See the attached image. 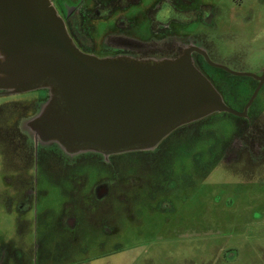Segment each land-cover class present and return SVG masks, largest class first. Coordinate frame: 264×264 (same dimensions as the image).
Segmentation results:
<instances>
[{
  "label": "rangeland",
  "instance_id": "374dc122",
  "mask_svg": "<svg viewBox=\"0 0 264 264\" xmlns=\"http://www.w3.org/2000/svg\"><path fill=\"white\" fill-rule=\"evenodd\" d=\"M50 1L77 46L68 27L107 0ZM159 1L139 0L107 18L82 21L90 54L138 59L136 51H144L151 59L154 50L177 56L195 46L233 72L257 75L264 68V0H172L177 9L200 11L199 20L171 23L163 37L150 33L146 16ZM207 70L212 84L217 71ZM252 90L244 83L231 95L243 103ZM39 96L0 99V264H264V153L254 134L264 137V86L250 109L256 118L248 129L255 135L250 155L246 135H233L231 118L222 116L221 126L207 130L215 136L211 144L217 137L230 143L221 159L208 157L206 144L182 142L169 170L167 160L149 166L137 154H69L43 142L31 123L47 103ZM149 184L150 198L169 209L143 195ZM101 185L108 191L100 192L97 206L108 213L97 216L89 202ZM72 217L75 225H65Z\"/></svg>",
  "mask_w": 264,
  "mask_h": 264
},
{
  "label": "water",
  "instance_id": "95a60500",
  "mask_svg": "<svg viewBox=\"0 0 264 264\" xmlns=\"http://www.w3.org/2000/svg\"><path fill=\"white\" fill-rule=\"evenodd\" d=\"M259 81L242 112L231 109L193 63ZM189 46L174 58L97 57L81 51L50 0H0V89L46 90L31 123L38 138L66 153L104 156L154 150L175 129L209 115L245 118L263 83Z\"/></svg>",
  "mask_w": 264,
  "mask_h": 264
},
{
  "label": "trees",
  "instance_id": "16d2710c",
  "mask_svg": "<svg viewBox=\"0 0 264 264\" xmlns=\"http://www.w3.org/2000/svg\"><path fill=\"white\" fill-rule=\"evenodd\" d=\"M139 0H107V1H101L99 4H97L90 13L88 14H79L77 21L73 22L71 25V32L79 45L81 51L90 54L91 52L87 49V45L89 43V40L87 38V32L85 28H83V22L84 20H88L90 18H97V19H104L109 17L114 11L116 10H124L131 6L132 4H138ZM92 13V14H91ZM100 13H104L101 16L99 15ZM199 14L200 11L197 10H188V11H183L180 9H177L175 7V3H173L172 0H160L158 3L155 4V6L151 9L148 10L147 12V18L151 21L150 23V33L152 35L160 34L161 37L165 36V33L169 30V26L171 23L175 24H181V25H188L190 23H193L197 20H199ZM95 15V16H93ZM131 53V51H126ZM139 60H160L162 58H174L177 57L175 54L170 53V51L166 49H158L152 51L149 57L153 56V58L149 59L145 55L144 51H136ZM155 56V57H154ZM207 68L218 71L217 69L211 68L207 66ZM222 72V71H221ZM223 75L228 76L230 79L228 81L227 86H225L223 91L215 85L214 80L212 79V84L215 87V89L220 93V95L225 99L224 102L229 106L230 98L233 96L231 95V92H233L237 87L241 86L239 83H245V81H251L249 78H237V77H232L229 76L228 74L222 72ZM254 88V86H252ZM45 94L44 100L48 99L47 91L46 90H41ZM233 97H236L235 95ZM249 98H247L243 103H241V108L244 106V104L248 101ZM252 108V105L250 109ZM224 116L231 118V123L233 126V132L236 131L234 134L242 133L246 128L248 127L246 120L244 119H239L236 118L232 115L226 114V113H218L215 115L213 119H209L207 123H202L201 125L198 126L195 125L193 126V123L188 124L187 126L181 128V129H176L172 131L164 140L160 142V144L154 149V151L151 152H130L126 153L123 155H120V157L128 155H139L144 159V163H148L149 165H154L152 164L153 161H158L160 160H167L168 167L171 166L172 164V159L178 155V149L180 148V145L187 142L186 146H191L192 143H201V144H206V151L205 153L207 154L208 157L211 158H216V161L221 159V156H223L224 152L227 150L228 146L226 147L225 145V140L221 137H217L216 139L219 141L217 144H211L209 139L210 137L215 136H210V133H208L207 130H213L212 126L214 125V128L217 129V126L220 125V117ZM218 119L217 122H215ZM240 121L242 125H237L236 123L234 124V121ZM216 123V124H215ZM239 126V127H238ZM242 126V127H241ZM245 128V129H244ZM241 129V130H239ZM242 135V134H241ZM232 136V135H231ZM230 136V137H231ZM168 143L175 147H169ZM118 157V158H120ZM171 157V158H170ZM117 158V159H118ZM147 159V161H146ZM164 163V164H165ZM172 168V167H171ZM169 170V169H168ZM169 173V172H167Z\"/></svg>",
  "mask_w": 264,
  "mask_h": 264
},
{
  "label": "flooded vegetation",
  "instance_id": "af4514ba",
  "mask_svg": "<svg viewBox=\"0 0 264 264\" xmlns=\"http://www.w3.org/2000/svg\"><path fill=\"white\" fill-rule=\"evenodd\" d=\"M208 5V4H207ZM204 6H206V5H204ZM203 6V7H204ZM204 8H207V9H209L210 7H204ZM69 12V11H68ZM63 13V12H62ZM205 16L208 18V17H210L211 16V14H205ZM205 16H204V18H205ZM66 18H67V15H66ZM175 24V23H174ZM69 28V31H70V33L72 34V32H71V28L70 27H68ZM72 36H73V34H72ZM74 37V36H73ZM75 39V38H74ZM76 41V40H75ZM77 43V42H76ZM77 46H78V48L80 49V47H79V45L77 44ZM80 50H82V49H80ZM192 57H193V63H194V65L197 67V69H199L203 74H207L208 73V70H207V66H209L205 61H204V59H203V57L201 56V55H199V54H197V53H193L192 54ZM209 67H211V66H209ZM211 68H213V67H211ZM214 69H217V68H214ZM218 71H217V73H216V76L213 78V80H214V83H215V85H217V87L219 88V89H221L222 91H223V89L222 88H224L225 86H227V84H228V81L230 80L229 78H228V76H225V75H223L222 74V72H224V73H226V74H228L229 76H232V77H237V78H249L251 81H246L245 83L246 84H248V85H250V87H252V86H254V88H253V90H252V93H253V91L256 89V87L258 86V84H259V81L257 80V79H254V78H251V77H239V76H234V75H232V74H230V73H227L226 71H224V70H222V69H217ZM222 71V72H221ZM256 75V74H255ZM262 75V69L261 70H259V73L256 75V76H258V77H260ZM241 84V86H239V87H243V84L244 83H239V85ZM263 86H264V80H263V83H262V85H261V87H260V89L261 88H263ZM239 87H237L234 91H236V92H238L237 91V89L239 88ZM260 89H259V91H260ZM258 91V92H259ZM13 91H11V90H5V89H0V99L1 98H10V97H15V96H21V95H24L25 93H12ZM33 93H38V94H40V96L38 97V98H42V96L44 97L45 96V94H44V92L43 91H41V90H37V91H33ZM13 94H18V95H13ZM223 98V97H222ZM225 99L223 98V101H224ZM231 102H230V104H229V107L231 108V109H233V110H236V111H239V112H242V110H243V108H244V106H245V104L247 103H245L244 104V106L241 108V104H240V101H239V98L236 96V97H232L231 98ZM249 100V99H248ZM255 100V99H254ZM254 100H253V102H254ZM253 102L251 103V105L253 104ZM7 103V102H6ZM227 105V104H226ZM251 105L249 106V108H248V110H247V114H246V117L245 118H239V117H236V116H234V117H236V118H239V119H244V120H246V122H247V125H248V127L246 128V130H244V132H243V134H244V136L246 135V137L248 138V141H249V144H247V146H249V145H252L251 146V149L250 150H247V154L248 155H250V152L252 151L253 152V150H254V148H252V147H254V136L256 135V138H255V140H256V142H258L259 144L261 143L262 144V150H261V152L262 153H264V137H262V138H260V136H259V134H256V133H254L253 135H249L248 134V129H254V126H255V116H252V115H250L251 113H250V107H251ZM228 106V105H227ZM27 109H25V111H26ZM227 114V113H226ZM22 115H23V113H22ZM230 115V114H229ZM233 116V115H232ZM22 120V118H20L19 119V121H17V122H20ZM234 121V120H233ZM237 124V125H242L241 123H240V121H234V124ZM188 125V124H187ZM187 125H183V126H181V127H179V128H177V130L178 129H181V128H183V127H185V126H187ZM6 132H8L9 131V128H6L5 127V129H4ZM176 130V129H175ZM16 132V131H15ZM254 132V131H253ZM9 133V132H8ZM17 134H18V132H16ZM19 135V134H18ZM239 136H241V135H239ZM235 144V143H234ZM234 144H232V145H234ZM229 146H230V143H229ZM233 147V146H232ZM39 148V147H38ZM229 148V147H228ZM252 158H254L253 157V155H252ZM113 160H115L114 158H113ZM110 164V165H109ZM109 164L108 165H106L107 166V172L109 171V167H111L113 164H114V162H112V163H110L109 162ZM146 164V163H145ZM89 166H92V164H90ZM150 166V165H149ZM95 168V167H94ZM103 173L105 172V170H103L102 171ZM110 175H111V173H110ZM134 182L131 180V183L130 184H133ZM137 183H140V182H137ZM155 184V183H154ZM14 185H11V187H13ZM19 187V186H18ZM100 188V189H99ZM147 188H149V189H147V191L145 192V194H143V195H145L147 198H149V201H150V203H153L155 206L154 207H156L157 209H159V210H161V211H165V209L167 208V209H169L170 208V206L169 205H167L168 207H166V208H164V202H165V200H160V201H158V202H156V200L154 199H152V198H150V195H152V194H150V190L151 189H153V185L152 184H149V186L147 187ZM21 189H23V188H21ZM139 189H141V190H143L142 188H139ZM106 190V192L108 191V189H107V186H105V185H101L100 187H98V189H96V193L94 194V196H93V201L92 202H89V204H90V206L92 205V207H93V210H92V212H95L96 214L95 215H97V216H99V215H105L106 214V212L107 211H105L103 208V210H101L97 205H98V203L100 202V201H102V199L103 198H100L101 197V193L100 192H102V193H104L103 191H105ZM105 194V193H104ZM73 196L74 195H76V194H72ZM128 196V195H127ZM76 201H77V199H76ZM76 206H78V203H74ZM80 207H83V206H81L80 205ZM150 207L151 208H153L154 209V207H153V205L152 204H150ZM108 213V212H107ZM108 216V215H107ZM107 216H106V218H107ZM63 221H64V219H63ZM66 224L65 225H68L69 227H73L74 225H75V223L77 222V217H72V218H70V219H66ZM61 223H62V221H61ZM1 247V246H0ZM6 251V250H5ZM5 251H1V252H5ZM7 253H5V255H6Z\"/></svg>",
  "mask_w": 264,
  "mask_h": 264
},
{
  "label": "bare ground",
  "instance_id": "6f19581e",
  "mask_svg": "<svg viewBox=\"0 0 264 264\" xmlns=\"http://www.w3.org/2000/svg\"><path fill=\"white\" fill-rule=\"evenodd\" d=\"M260 23V22H259Z\"/></svg>",
  "mask_w": 264,
  "mask_h": 264
}]
</instances>
